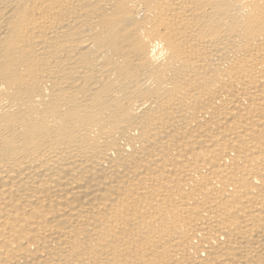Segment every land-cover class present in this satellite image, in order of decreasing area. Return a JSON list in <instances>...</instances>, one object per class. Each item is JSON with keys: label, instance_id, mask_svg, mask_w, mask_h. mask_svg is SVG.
Listing matches in <instances>:
<instances>
[{"label": "bare ground", "instance_id": "6f19581e", "mask_svg": "<svg viewBox=\"0 0 264 264\" xmlns=\"http://www.w3.org/2000/svg\"><path fill=\"white\" fill-rule=\"evenodd\" d=\"M0 264H264V0H0Z\"/></svg>", "mask_w": 264, "mask_h": 264}]
</instances>
